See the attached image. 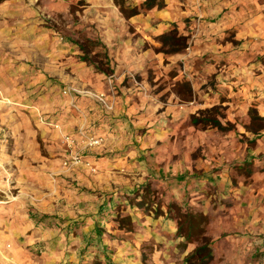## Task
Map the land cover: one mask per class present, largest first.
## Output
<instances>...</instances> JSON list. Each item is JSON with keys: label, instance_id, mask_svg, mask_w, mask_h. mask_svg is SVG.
<instances>
[{"label": "rangeland", "instance_id": "rangeland-1", "mask_svg": "<svg viewBox=\"0 0 264 264\" xmlns=\"http://www.w3.org/2000/svg\"><path fill=\"white\" fill-rule=\"evenodd\" d=\"M112 2L120 19L87 0H0L50 42L26 62L0 42V264H237L159 171L173 156L187 176L196 132L264 129L235 95L264 70V0H126L132 16ZM185 215L205 220L189 240ZM204 240L210 257L188 263ZM251 242L247 262L264 264V236Z\"/></svg>", "mask_w": 264, "mask_h": 264}, {"label": "crops", "instance_id": "crops-1", "mask_svg": "<svg viewBox=\"0 0 264 264\" xmlns=\"http://www.w3.org/2000/svg\"><path fill=\"white\" fill-rule=\"evenodd\" d=\"M87 1L93 9L108 11L120 19L112 0ZM6 14L14 18L9 29L4 24L7 22L3 17ZM34 15L31 9L0 7V29L12 32L10 38L0 36L1 46L14 48L12 53L17 51L18 54L11 56L21 62L35 60L36 51L29 50V47L43 48L44 55V47L50 43L49 40L33 37L35 31L43 29L35 26ZM253 68L246 76L248 83L238 88L235 94L244 125L247 124L249 109L255 110L257 116L264 119V70ZM239 128L237 136L235 133L221 134L216 130L196 132L193 137L203 147V157L189 161L187 176L181 178L180 164L173 156L160 169L159 175H170L166 184L172 200L210 217L207 230L214 241L215 255H242L243 260L237 264H249L245 257L253 248L251 240L264 236V129L246 131ZM248 142H251L250 145ZM187 194L189 197H186ZM167 225L173 245L171 248L174 249L180 238L174 234L176 226L172 222ZM158 239L167 240L164 236ZM224 244H228L226 251L221 246ZM193 247L190 245L188 249Z\"/></svg>", "mask_w": 264, "mask_h": 264}, {"label": "trees", "instance_id": "trees-1", "mask_svg": "<svg viewBox=\"0 0 264 264\" xmlns=\"http://www.w3.org/2000/svg\"><path fill=\"white\" fill-rule=\"evenodd\" d=\"M126 0H114V3L116 4V6L119 7L120 9V12L122 13V15L124 16H132V15H136V10H128L127 8H125L124 6V2ZM161 7L162 4L159 2L158 3V0H145V2L143 3V7L147 10L149 9H152L153 7ZM249 114L250 116L252 117V119H258L259 121H264V119H261L259 118L257 115H256V111L251 109L249 111ZM185 218V221L188 220L190 222L189 224V234L185 235V233L182 232V226L181 224L179 225V228H178V234L179 235H184L186 237L187 240L190 239L191 237V234L193 232H191V228L194 227L196 229H198L199 225L205 223V220L202 218H197L196 216L193 217V216H188V215H185L184 216ZM181 221V219H180ZM203 230L199 229L198 231V234H203ZM205 244L202 246V247H199L196 249V251L194 252V254L192 256H190V258L187 259V262L190 263L191 259H193V257H195L196 255L200 256V260H204V259H208L210 257V251H209V248H208V243L206 242V240H204ZM205 253V254H204Z\"/></svg>", "mask_w": 264, "mask_h": 264}, {"label": "built area", "instance_id": "built-area-1", "mask_svg": "<svg viewBox=\"0 0 264 264\" xmlns=\"http://www.w3.org/2000/svg\"><path fill=\"white\" fill-rule=\"evenodd\" d=\"M96 144H97V141L92 142V145H96Z\"/></svg>", "mask_w": 264, "mask_h": 264}]
</instances>
